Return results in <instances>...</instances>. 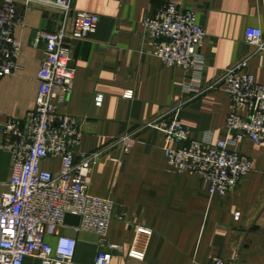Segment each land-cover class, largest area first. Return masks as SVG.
Listing matches in <instances>:
<instances>
[{
  "label": "crops",
  "instance_id": "0c3cea01",
  "mask_svg": "<svg viewBox=\"0 0 264 264\" xmlns=\"http://www.w3.org/2000/svg\"><path fill=\"white\" fill-rule=\"evenodd\" d=\"M168 2L196 13L206 30L200 49L206 62L203 82L218 84L188 101L180 114L193 137L211 131L216 138H226L230 98L220 81L225 70L249 58L247 71L264 85L263 60L245 39L249 26L264 33V0H73V11L98 14L100 21L95 33L70 43L76 73L71 94L59 110L80 120L78 150L100 153L90 191L115 205L108 233L109 244L117 247L112 264H204L213 257L228 264H264V143L242 141L236 150L252 159V170L232 193L212 195L200 176L173 171L164 154V134L143 126L168 117L183 96L186 72L152 54L143 24L148 14ZM17 12L24 21L15 28L22 43L20 68L0 79V126L8 119L25 122L35 107L44 43L36 44L34 35L38 30L56 31L64 18L58 9L28 10L22 3ZM130 89L134 97L127 99L124 93ZM98 93L104 95L101 106L95 104ZM127 135L135 139L128 151L122 142ZM5 140L0 132V195L12 167ZM43 166L57 174L60 160L48 159ZM142 224L153 235L145 260L137 261L128 252ZM59 232L77 240L73 261L64 264H95L101 250L96 233L66 224ZM56 239L48 237L51 244ZM23 264L41 261L28 256Z\"/></svg>",
  "mask_w": 264,
  "mask_h": 264
},
{
  "label": "built area",
  "instance_id": "2783aa9c",
  "mask_svg": "<svg viewBox=\"0 0 264 264\" xmlns=\"http://www.w3.org/2000/svg\"><path fill=\"white\" fill-rule=\"evenodd\" d=\"M28 10L34 7L54 8L63 15L56 31L38 30L36 44L44 43V58L38 72L39 93L35 107L26 121L8 119L0 126L5 137L4 148L11 154V176L0 195V264H23L28 256L41 264L71 263L77 240L61 234L67 214L80 216L75 229L96 233L101 250L95 264H112L108 233L114 219V202L90 191V178L100 153L78 150L83 133L80 120L59 110L73 89L76 70L72 66L73 40H82L95 33L100 17L95 13L73 11V0H2L0 3V79L15 74L19 66L22 43L15 35L16 26H23L17 5ZM152 41V54L169 67L186 72L183 96L170 107L168 117L161 116L143 126L156 129L165 136L164 154L173 171L198 175L208 184L212 195L232 193L252 170V159L236 150L244 140L264 143V85L247 71L248 60L224 71L221 89L230 98V111L225 123L226 138L213 132L193 137L180 114L184 106L218 84L206 86L203 73L205 57L201 53L206 30L194 11L183 10L176 2H168L143 20ZM246 41L255 47V55L264 63V33L259 27L245 29ZM124 97L132 99L134 90ZM104 95L95 96L101 106ZM128 151L135 143L132 135L122 138ZM172 143L179 145L177 148ZM78 157V160L76 159ZM59 159L57 174L44 168L48 159ZM239 214L236 215V218ZM153 230L147 225L136 227L128 257L144 261ZM55 236L51 244L48 237ZM204 264H228L213 257Z\"/></svg>",
  "mask_w": 264,
  "mask_h": 264
},
{
  "label": "water",
  "instance_id": "95a60500",
  "mask_svg": "<svg viewBox=\"0 0 264 264\" xmlns=\"http://www.w3.org/2000/svg\"><path fill=\"white\" fill-rule=\"evenodd\" d=\"M65 224L72 227H78L80 224V216L74 214H67L65 217Z\"/></svg>",
  "mask_w": 264,
  "mask_h": 264
}]
</instances>
